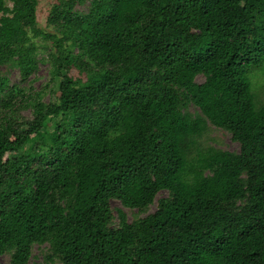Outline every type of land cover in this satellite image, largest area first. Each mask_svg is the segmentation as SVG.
<instances>
[{
  "label": "trees",
  "instance_id": "trees-1",
  "mask_svg": "<svg viewBox=\"0 0 264 264\" xmlns=\"http://www.w3.org/2000/svg\"><path fill=\"white\" fill-rule=\"evenodd\" d=\"M37 3L0 0V255L264 264V101L248 77L264 61V0H59L51 33ZM39 38L59 95L37 93L26 119L1 70L26 80ZM207 123L239 151L198 149ZM111 200L156 209L131 222L118 210L113 227Z\"/></svg>",
  "mask_w": 264,
  "mask_h": 264
},
{
  "label": "rangeland",
  "instance_id": "rangeland-1",
  "mask_svg": "<svg viewBox=\"0 0 264 264\" xmlns=\"http://www.w3.org/2000/svg\"><path fill=\"white\" fill-rule=\"evenodd\" d=\"M58 1L59 0H38L36 8L37 23L39 28H41L45 32L51 33L54 31L52 26L48 24V16L50 14L52 6ZM87 9V3L76 7V10L82 13L86 12ZM35 44L38 52L37 65L34 72L31 73L26 80L21 79L17 68L4 67L1 70L2 73L9 79L11 85L17 86L24 90V95L20 101L22 104L20 113L26 119H31L32 117L29 103L37 93L41 95V99L44 102H54L57 100V97L59 95L57 91V84L55 81L51 80V76L49 74L50 65L47 60V54L52 50L51 43L39 38L35 39ZM68 74L72 78L81 77V74L78 72V70L73 67L68 69ZM248 77L251 82L252 92L254 93L255 101L257 104H260L264 101V61L259 64L257 68H250L248 70ZM202 81V76L199 75L196 77V82L201 83ZM189 112L194 114L197 112V109L194 106H190ZM208 147H213L228 152L237 153L239 151V144L231 139V135L227 131L216 128L209 123H207L203 134L197 139L198 149H205ZM166 195V192H160L157 195L156 200ZM110 207L114 216L111 225L113 227H117L118 210L123 211L126 215L127 221L131 222L138 218H143L146 215L153 213L156 209V201L151 204L145 212H140L138 210L133 209H126L116 200H111ZM45 252L46 246H33L31 250L30 264L41 262ZM10 259L11 258L9 254L0 255V264H11Z\"/></svg>",
  "mask_w": 264,
  "mask_h": 264
}]
</instances>
